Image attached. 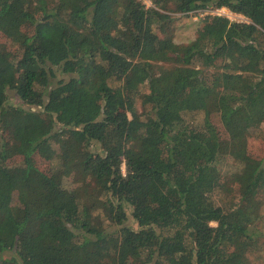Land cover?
Returning a JSON list of instances; mask_svg holds the SVG:
<instances>
[{
	"label": "trees",
	"instance_id": "obj_1",
	"mask_svg": "<svg viewBox=\"0 0 264 264\" xmlns=\"http://www.w3.org/2000/svg\"><path fill=\"white\" fill-rule=\"evenodd\" d=\"M0 33L1 264H252L264 0H0Z\"/></svg>",
	"mask_w": 264,
	"mask_h": 264
},
{
	"label": "rangeland",
	"instance_id": "obj_2",
	"mask_svg": "<svg viewBox=\"0 0 264 264\" xmlns=\"http://www.w3.org/2000/svg\"><path fill=\"white\" fill-rule=\"evenodd\" d=\"M150 4L151 2L149 1L148 5ZM200 13L205 14L206 12L200 11ZM200 13L196 11H192L189 13L182 14V13L170 11V14H172L175 18L173 23V35L176 42L184 44V43H188L190 40L194 38L197 25L202 17V14ZM236 18L237 20H241V17H236ZM1 44H5L7 46L11 45L10 42L7 40V38L0 33V45ZM197 62H199V58L196 59V63ZM59 76L61 75L59 74ZM137 108L140 112H143V107L140 99L137 101ZM34 110L40 111L39 108H34ZM212 116L215 121H219V116L217 113L213 114ZM262 128L264 130V123L262 124ZM14 138H15L14 134H10L8 139L12 141ZM247 138H248L247 144L249 148L250 157L260 159L264 155V140L258 134L257 129L254 126L251 127L250 130L248 131ZM93 150L96 152H102V148L99 144H95L93 146ZM235 166L236 165L233 162L232 158H226L221 163V168L223 171H227L229 168H235ZM123 169L125 170V165L123 166ZM224 181H225L224 182L225 186H228V188L233 191L235 190L234 185L227 184L226 180ZM233 194H235V198H236V193ZM261 199L263 200L262 218H260L258 222L259 225L258 227L261 230L263 237L260 244V249L250 254L252 264H264V193L261 194ZM220 202L223 203V201ZM130 224L133 223L130 222Z\"/></svg>",
	"mask_w": 264,
	"mask_h": 264
},
{
	"label": "built area",
	"instance_id": "obj_3",
	"mask_svg": "<svg viewBox=\"0 0 264 264\" xmlns=\"http://www.w3.org/2000/svg\"><path fill=\"white\" fill-rule=\"evenodd\" d=\"M211 13L218 14V15H226L230 19L234 20L237 19L236 17H241V20H244V16L238 13H234L233 11L229 10L226 7L217 8L215 10H211Z\"/></svg>",
	"mask_w": 264,
	"mask_h": 264
}]
</instances>
